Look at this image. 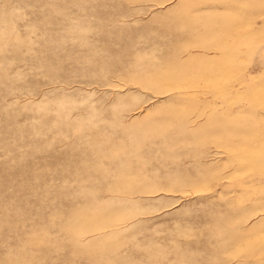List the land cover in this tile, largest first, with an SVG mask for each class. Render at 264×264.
Returning a JSON list of instances; mask_svg holds the SVG:
<instances>
[{"label":"rangeland","instance_id":"obj_1","mask_svg":"<svg viewBox=\"0 0 264 264\" xmlns=\"http://www.w3.org/2000/svg\"><path fill=\"white\" fill-rule=\"evenodd\" d=\"M0 264H264V0H0Z\"/></svg>","mask_w":264,"mask_h":264}]
</instances>
